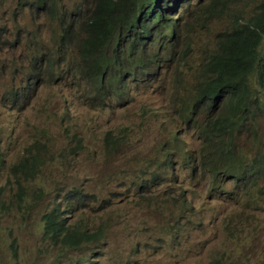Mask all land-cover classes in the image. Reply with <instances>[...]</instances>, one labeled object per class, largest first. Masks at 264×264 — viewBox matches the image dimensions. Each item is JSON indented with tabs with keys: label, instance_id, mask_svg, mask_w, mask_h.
<instances>
[{
	"label": "rangeland",
	"instance_id": "374dc122",
	"mask_svg": "<svg viewBox=\"0 0 264 264\" xmlns=\"http://www.w3.org/2000/svg\"><path fill=\"white\" fill-rule=\"evenodd\" d=\"M17 1L31 6L35 0ZM79 1L53 3L72 10ZM232 1L227 10L232 15L205 18L177 43L196 46L194 52L215 48L216 33L233 17H250L255 7L247 0ZM13 2L0 6L2 157L7 164L16 160L30 140L47 150L32 153L34 178L13 169L5 172L0 158V264H264V195L251 196L227 182H221L218 192L211 190L207 174L195 165L196 151L190 152L198 146L193 131L171 111L195 72L185 66L196 65L192 51L187 49L154 84L129 91L124 110L80 104L74 91L45 85L40 69L34 88H27L23 76L36 49L24 42L25 34L50 39L57 28L43 16L33 19L26 8L16 9ZM15 33L22 40L10 43L7 38ZM68 122L75 126L72 139L62 134ZM131 122L138 129L126 132L125 140L104 138L107 132L123 136L120 125ZM258 132L264 143L262 122ZM174 134L181 142L168 143ZM236 143L246 160L257 152L264 155V144L256 149L255 139L246 134ZM156 158L165 164L152 167ZM71 187L77 191L68 200L61 197L56 207L55 195ZM47 215L61 223L62 235L67 229L99 234L74 249L46 233Z\"/></svg>",
	"mask_w": 264,
	"mask_h": 264
},
{
	"label": "trees",
	"instance_id": "16d2710c",
	"mask_svg": "<svg viewBox=\"0 0 264 264\" xmlns=\"http://www.w3.org/2000/svg\"><path fill=\"white\" fill-rule=\"evenodd\" d=\"M149 1L147 11L150 14ZM253 1L257 5L251 12L249 10L251 16L233 17L232 30L218 35L215 48L197 47L195 52L188 49L196 65L185 66L195 72L189 75L191 83L183 85L181 95L174 99L171 111L193 131L198 142L194 162L207 174L211 190L218 192V182H227L240 191L262 198L264 155L257 152L254 158L246 160L236 143L246 134L255 139L256 149L264 144L258 132L259 122L264 124V0ZM134 2L99 0L101 13L90 22L93 40L82 44L76 64L68 70L76 79H90L100 102L106 99L107 92L120 96L126 83H149L154 77L153 65L156 70L158 68L153 49L164 43H107L113 35L117 36L123 15ZM201 56L204 62L198 63ZM36 75L34 70L28 73V87L35 85ZM104 138L118 143L110 134ZM174 138L177 140V134ZM16 168L26 178L36 177L31 164ZM49 222L47 219L46 233L74 249L99 234L98 231L71 234L67 229L62 235L61 224Z\"/></svg>",
	"mask_w": 264,
	"mask_h": 264
},
{
	"label": "clouds",
	"instance_id": "9594fccd",
	"mask_svg": "<svg viewBox=\"0 0 264 264\" xmlns=\"http://www.w3.org/2000/svg\"><path fill=\"white\" fill-rule=\"evenodd\" d=\"M54 0H35L34 4L29 6L27 4L20 5L17 0H14L15 8L23 7L32 11L33 19L43 16L45 19L52 21L56 26L57 31L52 35L50 39H45L42 34L34 36L30 39L29 33L25 34V43H29L30 49L35 48L36 52L28 59L27 74L23 76L26 83L27 75L30 71H37L35 76V82L39 79V69L43 78L48 81L47 86H61L65 89L74 91V99L79 100L80 104H96L98 108L102 110H124L130 104L128 100L129 91L139 87H148L157 81V76L164 71H169L173 62L178 57L185 55L187 49H195L196 46L188 48L181 47L178 41L186 37L188 30L192 26L201 25L205 18H209L211 15H218L221 18H228L232 14H228L227 10H230V6L233 3L232 0H150V14L147 11V0H135L127 9L126 15H123V22L119 28L118 34L113 35L107 43H164L159 48H154L153 52L157 56L158 68L156 70L153 65L154 77L149 83H126L125 91L120 96H114L111 92L105 93L106 99L103 102L98 100L97 91L93 82L90 79L82 78L76 79L72 72L68 71L76 64L78 55L82 44L90 43L93 40V30L90 27V22L94 20L101 10L98 8L99 0H80L74 5L72 10L59 9L53 3ZM256 1H251L252 5H255ZM5 3V0H0V6ZM198 13L199 16L194 17L195 20L191 21L189 16H193ZM241 12H235L237 14ZM105 17V16H104ZM171 17H174L173 23H171ZM104 19V18H103ZM200 20H202L201 23ZM2 29H0V32ZM231 21L226 29L220 31L216 36V41L220 33L231 31ZM17 32H20L18 30ZM7 40L12 43L13 41L19 42L22 37L15 33L11 38ZM98 43V42H96ZM167 43H176L175 45H169L173 48V51L167 50L164 46H168ZM217 43V42H216ZM157 47V45H156ZM180 48V52L176 49ZM28 87V89H33ZM65 101V99H63ZM57 115H54V117ZM65 123V122H63ZM123 136L111 137L118 141L126 139V132L134 131L138 129L134 122L127 125H120ZM69 127V128H68ZM75 126L68 122L63 125L62 134L66 139H72L75 136ZM105 134V135H106ZM104 135V137H105ZM181 142V139L171 140L170 144ZM37 149L47 148L44 145L37 146L30 140L23 146L20 156L11 163H5L2 155V149L0 147L1 166L6 171H17L18 165L32 164V153ZM193 149V150H192ZM197 149L191 148L190 152ZM163 166V160H153L151 166ZM37 175V173L35 174ZM221 177H223L221 175ZM145 179L137 185L138 190L141 188V184ZM162 185L167 182L161 178ZM221 185V182H218ZM77 191L76 188L66 190L62 195H55L54 205H58L59 200L62 197V201L70 199L71 195ZM50 219V224L59 223L58 221H52L50 215L46 216V220ZM45 220V229H46ZM61 224V223H59ZM10 251L16 259L18 257L16 250L10 248Z\"/></svg>",
	"mask_w": 264,
	"mask_h": 264
}]
</instances>
